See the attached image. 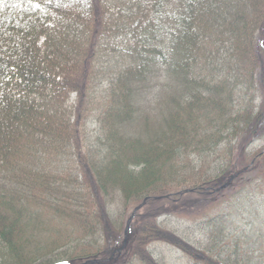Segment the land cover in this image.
<instances>
[{
	"label": "trees",
	"instance_id": "trees-1",
	"mask_svg": "<svg viewBox=\"0 0 264 264\" xmlns=\"http://www.w3.org/2000/svg\"><path fill=\"white\" fill-rule=\"evenodd\" d=\"M220 34L231 57L218 52L230 44L212 41ZM246 75L257 106L241 100ZM90 115L99 137L85 152L78 142ZM258 141L264 0H0V264H158L150 250L158 242L192 264H264L232 230L240 199L264 176V148L247 152ZM31 145L44 155L28 165ZM66 153L71 169L53 164ZM223 201L228 214L197 225L201 246L158 220ZM142 203L124 245L121 218ZM39 215L68 231L65 240H35Z\"/></svg>",
	"mask_w": 264,
	"mask_h": 264
},
{
	"label": "rangeland",
	"instance_id": "rangeland-1",
	"mask_svg": "<svg viewBox=\"0 0 264 264\" xmlns=\"http://www.w3.org/2000/svg\"><path fill=\"white\" fill-rule=\"evenodd\" d=\"M212 41L217 42L218 43H222L223 47H227L228 49L223 51L220 50L218 51L220 53L221 56L227 58V57H231L234 54V49L232 46V43H228V41L226 40V38H224L221 34L220 37H215V35H212ZM212 49V48H211ZM246 74H249L250 69L249 67L246 69ZM249 76H245V78L243 77V85H241V88H243V92L240 93V97L242 98L241 100L245 101V102H252L253 105H258L261 102V97L259 93H256V95L253 94V90L250 87V80L248 79ZM260 79V74H259V70H256V74H255V85H257V81ZM247 86V89H246ZM107 85L104 83V85L102 84L101 86H99L95 92H94V96H92L90 99H92V104L95 105V107H99V102L102 100V97H104V99L106 100L105 97V91ZM246 92V93H245ZM102 95V96H100ZM104 95V96H103ZM72 101L70 100V102L68 103V107H72L73 105V100H74V96H72ZM243 101V102H244ZM94 115V113H93ZM97 117H93L92 115H90L89 119L86 120L85 122V130H83L82 132V136H80V142H78L80 145H83L85 152L86 150L89 149V146H94L97 147L98 144V137H99V128L96 125V120ZM32 147V148H31ZM262 148H264V142H255L254 144L248 146V151L249 153H255L258 152V150H261ZM53 150V147L50 146L49 151L46 153L49 156H54L55 154H51ZM60 151V149H59ZM70 153V151H68ZM35 153H39L41 155H44L41 146L40 145H35V147H33V145L29 146V148L25 151V157L28 161V165L32 164V159H30L31 157H33V155L35 156ZM68 153V154H69ZM67 154V153H66ZM63 155L61 157H59L57 160H52L54 163V165H59L60 167H68V168H72L74 166V158H72V155ZM30 157V158H28ZM45 158V157H43ZM221 159V156H220ZM222 160V159H221ZM224 160V159H223ZM222 160V161H223ZM213 161V158H208L206 159L205 162L210 163ZM61 163V164H60ZM201 159L200 158H196L195 161L192 163L191 165V172L193 173L195 171L196 166L201 165ZM63 165V166H62ZM264 171V166H263V170ZM187 174H190L191 172L186 169L185 171ZM202 173V172H201ZM263 174V173H262ZM251 175H247L244 178V182H248L251 183L250 179H252L253 175L250 177ZM250 181V182H249ZM252 186L248 188L247 191V199L243 198L241 201V204L243 206H246L242 211L241 214L243 212V215H240L237 219H236V225L234 226V228H232V230H235V235L240 238V241L242 243L244 242H251V245H244V248H248L250 250H258L260 253H254L253 258L257 259V257L263 255L262 253H264V238L261 237L263 235L264 232V176L263 178L257 181V183L255 185H253V183L251 184ZM239 190V188L237 186H235V188H232L229 192H227L226 194H224V198L225 196H231L232 193H235ZM244 193V192H243ZM242 194V193H240ZM245 194V193H244ZM228 198H225L228 200ZM239 202V200H238ZM227 202H222V204L220 205H215V209L210 208L209 210H207L203 215H190L188 217H184L183 215H179L177 214V212H172L169 213L165 216L166 213L162 214L159 217V222L160 224L168 230L173 231V233H176L178 236H180L181 238H183L184 240H186L188 243H193L197 246H201L203 244H205L206 242V236L203 234L202 230L200 229V227L197 225L201 222H205V220L209 217H212L213 215H220V214H228V208L226 207ZM250 205H254L255 209H256V215H257V220L256 219H249L247 218V216H249L250 212H251V207ZM134 209V207H129L126 211V213L124 214V216H122L121 218V222L122 225L125 226L132 210ZM115 215L117 216H121V213H116ZM57 224L54 223L52 221V218L50 216H43V215H39L38 219L36 218V222L34 224V226H37V231L36 234L39 235L35 238V240H37L38 242L41 243H49L51 241V243L53 241L56 240H60V241H64L66 236H67V232L65 229L58 228L56 226ZM207 226V225H206ZM54 228H58L57 230L59 231H63L62 236L58 238V235L55 234L54 232ZM125 228V227H124ZM69 230H72L71 228L68 227ZM200 229V230H199ZM32 230V229H31ZM46 230V232H44ZM38 231H41L42 233L39 234ZM55 234V235H54ZM54 235V236H53ZM231 234H228V236ZM121 240H122V235H121ZM44 244V245H45ZM119 244V243H118ZM262 245V246H261ZM43 248V247H42ZM48 249V250H47ZM64 250V248H62ZM44 252L48 251L50 252V248H43ZM151 253L153 254L154 258L156 259V261L158 262V264H192V262L183 254H181L179 251L175 250L174 248L163 244V243H154L151 244ZM257 262L260 261H264V259H258L255 260ZM262 263V262H261Z\"/></svg>",
	"mask_w": 264,
	"mask_h": 264
},
{
	"label": "water",
	"instance_id": "water-1",
	"mask_svg": "<svg viewBox=\"0 0 264 264\" xmlns=\"http://www.w3.org/2000/svg\"><path fill=\"white\" fill-rule=\"evenodd\" d=\"M232 179H233V178H231L230 181H231ZM230 181H229V182H230ZM225 187H226V185H224V186H222L221 188H219V190L224 189ZM142 206H143V203H142L141 205H139L137 208H135V209L133 210V212L131 213V215H130L128 221H127V224H125L126 227H125V230H124V233H123V235H124V243H125V241H126V239H127V232H128V229H129V224L131 223V220H132V218H133V216H134V213H136L138 210H140V209L142 208ZM95 263H96V262L91 261V264H95ZM83 264H88V263H83Z\"/></svg>",
	"mask_w": 264,
	"mask_h": 264
}]
</instances>
